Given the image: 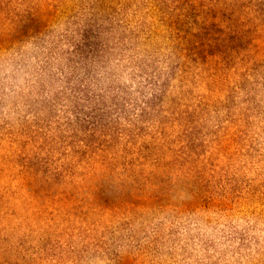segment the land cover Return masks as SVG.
I'll return each instance as SVG.
<instances>
[{
  "label": "rangeland",
  "instance_id": "374dc122",
  "mask_svg": "<svg viewBox=\"0 0 264 264\" xmlns=\"http://www.w3.org/2000/svg\"><path fill=\"white\" fill-rule=\"evenodd\" d=\"M0 264H264V0H0Z\"/></svg>",
  "mask_w": 264,
  "mask_h": 264
}]
</instances>
